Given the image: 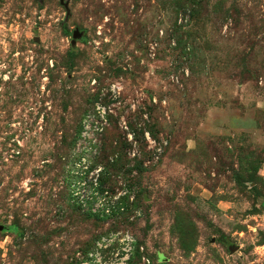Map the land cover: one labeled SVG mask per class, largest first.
I'll return each instance as SVG.
<instances>
[{
    "label": "rangeland",
    "instance_id": "1",
    "mask_svg": "<svg viewBox=\"0 0 264 264\" xmlns=\"http://www.w3.org/2000/svg\"><path fill=\"white\" fill-rule=\"evenodd\" d=\"M65 2L0 0V264H264V0Z\"/></svg>",
    "mask_w": 264,
    "mask_h": 264
},
{
    "label": "built area",
    "instance_id": "2",
    "mask_svg": "<svg viewBox=\"0 0 264 264\" xmlns=\"http://www.w3.org/2000/svg\"><path fill=\"white\" fill-rule=\"evenodd\" d=\"M125 240H128L130 245L128 249H125L126 251L125 254H123V256H121L120 258H118V260H116V264H126L128 256L132 253L135 242L133 236H126Z\"/></svg>",
    "mask_w": 264,
    "mask_h": 264
},
{
    "label": "water",
    "instance_id": "3",
    "mask_svg": "<svg viewBox=\"0 0 264 264\" xmlns=\"http://www.w3.org/2000/svg\"><path fill=\"white\" fill-rule=\"evenodd\" d=\"M60 2L62 3V4H65V6L67 7V3L65 2V0H60ZM79 35V32L76 30L75 32H74V36L75 37H77Z\"/></svg>",
    "mask_w": 264,
    "mask_h": 264
}]
</instances>
